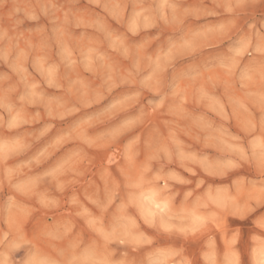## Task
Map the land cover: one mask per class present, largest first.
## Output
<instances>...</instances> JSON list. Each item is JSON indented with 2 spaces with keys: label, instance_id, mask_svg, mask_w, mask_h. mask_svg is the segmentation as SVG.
Here are the masks:
<instances>
[{
  "label": "rangeland",
  "instance_id": "obj_1",
  "mask_svg": "<svg viewBox=\"0 0 264 264\" xmlns=\"http://www.w3.org/2000/svg\"><path fill=\"white\" fill-rule=\"evenodd\" d=\"M262 248L264 0H0V264Z\"/></svg>",
  "mask_w": 264,
  "mask_h": 264
},
{
  "label": "snow or ice",
  "instance_id": "obj_2",
  "mask_svg": "<svg viewBox=\"0 0 264 264\" xmlns=\"http://www.w3.org/2000/svg\"><path fill=\"white\" fill-rule=\"evenodd\" d=\"M157 208L160 207L159 204L156 205ZM261 255L264 256V248L261 249ZM237 264H239V262L237 261ZM261 264H264V261L261 262Z\"/></svg>",
  "mask_w": 264,
  "mask_h": 264
},
{
  "label": "bare ground",
  "instance_id": "obj_3",
  "mask_svg": "<svg viewBox=\"0 0 264 264\" xmlns=\"http://www.w3.org/2000/svg\"><path fill=\"white\" fill-rule=\"evenodd\" d=\"M149 199H150V198H149ZM151 206H152V204H151ZM151 206H150V207H151Z\"/></svg>",
  "mask_w": 264,
  "mask_h": 264
},
{
  "label": "clouds",
  "instance_id": "obj_4",
  "mask_svg": "<svg viewBox=\"0 0 264 264\" xmlns=\"http://www.w3.org/2000/svg\"><path fill=\"white\" fill-rule=\"evenodd\" d=\"M22 264H23V262H22Z\"/></svg>",
  "mask_w": 264,
  "mask_h": 264
}]
</instances>
